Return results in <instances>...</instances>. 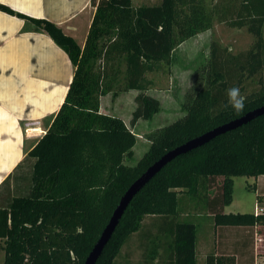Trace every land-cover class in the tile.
Listing matches in <instances>:
<instances>
[{
  "label": "trees",
  "instance_id": "1",
  "mask_svg": "<svg viewBox=\"0 0 264 264\" xmlns=\"http://www.w3.org/2000/svg\"><path fill=\"white\" fill-rule=\"evenodd\" d=\"M91 4L96 10L81 47L54 22L0 3L1 11L46 32L74 66L51 125L0 184V196L8 191L0 202L4 264H84L122 196L147 168L173 148L264 106V86L247 91L245 83H255L264 70V0ZM216 23L246 28L252 45L232 53L212 41L200 65L201 78L184 96L183 116L150 132L149 149L132 163L138 136L131 126L161 108L160 99L149 93V75L170 74L176 46ZM122 73L121 91L138 92L130 126L122 117L101 111V98L113 92ZM232 86L245 97L240 111L227 102L226 89ZM261 175L264 113L166 164L131 200L96 264H116L123 245L147 216L161 219L173 237L165 264H196L197 226L177 220L179 195L197 196L200 191L206 196L215 226H255L264 223V213H226L224 208L233 201L234 177ZM207 264L235 260L211 254Z\"/></svg>",
  "mask_w": 264,
  "mask_h": 264
},
{
  "label": "crops",
  "instance_id": "2",
  "mask_svg": "<svg viewBox=\"0 0 264 264\" xmlns=\"http://www.w3.org/2000/svg\"><path fill=\"white\" fill-rule=\"evenodd\" d=\"M0 3L15 12L54 22L81 47L96 10L91 0H0ZM82 17L87 21L86 32L79 37ZM73 72L68 54L46 32L38 30L29 20L0 10V184L13 174L51 125L64 101ZM101 111L106 113L102 106ZM27 128L33 129L32 133L28 134ZM27 141L35 143L27 147ZM254 178L258 196L254 213H264V175ZM7 196L8 191L1 194L0 202L6 201ZM166 228L165 223L158 224V231ZM215 229V238L210 236L202 242L204 264L211 254L233 258L235 264H264V223L215 226ZM149 234L147 231L146 237ZM145 239L146 244L151 241L152 247L158 250L165 245L170 254L172 235L167 240L164 237ZM2 244L0 239L3 255L0 264H4L5 258ZM207 244H211L209 251H206ZM197 246L196 240V252ZM167 260L168 257L162 264Z\"/></svg>",
  "mask_w": 264,
  "mask_h": 264
},
{
  "label": "rangeland",
  "instance_id": "3",
  "mask_svg": "<svg viewBox=\"0 0 264 264\" xmlns=\"http://www.w3.org/2000/svg\"><path fill=\"white\" fill-rule=\"evenodd\" d=\"M161 0H133L135 6L153 5L160 3ZM84 15V14H83ZM87 21L82 17L79 21V37H83L86 32ZM253 36L246 28H231L225 23H216L212 30H207L196 36L178 44L174 50L173 67L170 74L153 73L149 77L153 80V85L149 93L161 101L160 110L149 120H140L135 126H131L138 136L134 146V157L132 163H136L149 149L151 141L148 134L158 128L172 123L184 114V96L188 91L196 87V80L201 78L200 65L207 60L212 41L225 46L229 52L237 53L245 51L252 45ZM199 68V69H198ZM125 67L123 66V70ZM198 71V72H197ZM197 72V73H196ZM259 78L262 79L261 83ZM255 83L248 85L247 91L253 88L264 86V70L254 78ZM253 82V81H250ZM244 83V84H245ZM125 86L124 73H122L115 85L113 92L101 98V106L108 114H115L122 117L130 126L132 113L136 107L135 96L137 91H121ZM193 91V90H192ZM114 92H117L114 94ZM35 141H27L29 147ZM214 191V190H213ZM212 191V192H213ZM258 206V196L256 193V181L254 176L234 177L233 201L225 206L224 212L229 213H253L254 207ZM179 214L177 220L192 221L197 226V264H204L202 255L205 248L202 242L215 232L214 217L209 212L207 197L200 191L197 196L190 193L179 195L178 203ZM162 220L158 217L147 216L144 219L141 230L131 235L123 245L116 258V264H162L169 255L165 245L161 248L152 247L146 242L145 238H170L168 230L158 231V224ZM147 231L150 232L146 237ZM215 238V235L213 236ZM212 238V240H213ZM163 242V241H162ZM213 245V241L211 243ZM211 244H207L209 251ZM0 250V258H2ZM1 260V259H0Z\"/></svg>",
  "mask_w": 264,
  "mask_h": 264
},
{
  "label": "water",
  "instance_id": "4",
  "mask_svg": "<svg viewBox=\"0 0 264 264\" xmlns=\"http://www.w3.org/2000/svg\"><path fill=\"white\" fill-rule=\"evenodd\" d=\"M264 113V106L259 107L245 114L244 116L232 120L226 124L218 126L198 137H195L164 154L159 160L153 163L139 178H137L127 189L125 194L122 196L118 206L114 210L107 226L103 230L100 238L95 243L94 247L88 254L84 264H96L98 258L102 254L103 249L110 240L114 233L122 215L128 207L134 196L169 162L176 157L188 153L194 149H197L204 144L208 143L220 134L226 133L233 129H236L243 124L248 123L252 119L262 115Z\"/></svg>",
  "mask_w": 264,
  "mask_h": 264
},
{
  "label": "clouds",
  "instance_id": "5",
  "mask_svg": "<svg viewBox=\"0 0 264 264\" xmlns=\"http://www.w3.org/2000/svg\"><path fill=\"white\" fill-rule=\"evenodd\" d=\"M227 102L233 109L240 111L244 107L245 97L241 94V90L238 86H232L226 89Z\"/></svg>",
  "mask_w": 264,
  "mask_h": 264
},
{
  "label": "built area",
  "instance_id": "6",
  "mask_svg": "<svg viewBox=\"0 0 264 264\" xmlns=\"http://www.w3.org/2000/svg\"><path fill=\"white\" fill-rule=\"evenodd\" d=\"M32 130H33V129H31V128H27V129H26V132L29 134V133H32Z\"/></svg>",
  "mask_w": 264,
  "mask_h": 264
}]
</instances>
